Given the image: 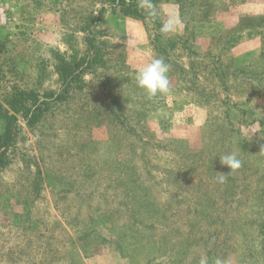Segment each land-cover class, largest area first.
<instances>
[{
    "label": "rangeland",
    "instance_id": "obj_1",
    "mask_svg": "<svg viewBox=\"0 0 264 264\" xmlns=\"http://www.w3.org/2000/svg\"><path fill=\"white\" fill-rule=\"evenodd\" d=\"M142 2L0 0V264H264V0Z\"/></svg>",
    "mask_w": 264,
    "mask_h": 264
},
{
    "label": "clouds",
    "instance_id": "obj_2",
    "mask_svg": "<svg viewBox=\"0 0 264 264\" xmlns=\"http://www.w3.org/2000/svg\"><path fill=\"white\" fill-rule=\"evenodd\" d=\"M140 7L146 8L148 15L155 18L157 13L154 6L147 2H142ZM178 25V21L174 18H168L161 24L160 31L164 34L174 33ZM170 65L166 63L162 58L154 57L148 64L139 68L136 73L137 86L142 88L149 97H155L157 94H167L170 92V82L168 73L170 71ZM220 163L232 171L241 167V161L238 159L235 153H229L219 156ZM228 174L220 173L217 177L219 183H223L225 177ZM201 264H207V259L202 258ZM219 264V262H217Z\"/></svg>",
    "mask_w": 264,
    "mask_h": 264
},
{
    "label": "trees",
    "instance_id": "obj_3",
    "mask_svg": "<svg viewBox=\"0 0 264 264\" xmlns=\"http://www.w3.org/2000/svg\"><path fill=\"white\" fill-rule=\"evenodd\" d=\"M113 3V6H122L124 13L127 15L133 17V18H138L140 17V12L138 10V5L136 3V0H130L131 4L127 5L126 1L127 0H111ZM263 20V19H262ZM68 73L64 74V82H66V79L69 77L67 75ZM23 95V94H22ZM35 99V98H34ZM16 113H21L23 117L26 119L28 124L34 123V121H37L38 118L40 117V108L37 107L35 111L31 110H26V108H19L15 110ZM7 117V116H6ZM8 118V117H7ZM9 119V118H8ZM11 123V122H10ZM14 141V135H13V130L10 125L7 126L6 133L4 136L0 138V151L2 149H7L9 148ZM4 153L0 154V168L4 167L6 165L5 159L3 157Z\"/></svg>",
    "mask_w": 264,
    "mask_h": 264
}]
</instances>
